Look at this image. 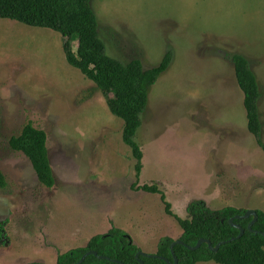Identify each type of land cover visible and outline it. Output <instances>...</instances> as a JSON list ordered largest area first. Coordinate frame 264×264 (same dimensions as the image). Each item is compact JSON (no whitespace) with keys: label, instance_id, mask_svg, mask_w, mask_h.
<instances>
[{"label":"rangeland","instance_id":"1","mask_svg":"<svg viewBox=\"0 0 264 264\" xmlns=\"http://www.w3.org/2000/svg\"><path fill=\"white\" fill-rule=\"evenodd\" d=\"M109 56L157 66L134 140L142 170L96 84L66 61L61 34L0 19V264H56L57 255L117 227L147 254L182 230L203 201L264 212V151L247 129L230 57L255 73L264 142V0H91ZM74 49L77 44L73 43ZM46 131L55 184L43 186L8 140L26 122ZM197 264H218L214 261Z\"/></svg>","mask_w":264,"mask_h":264},{"label":"trees","instance_id":"2","mask_svg":"<svg viewBox=\"0 0 264 264\" xmlns=\"http://www.w3.org/2000/svg\"><path fill=\"white\" fill-rule=\"evenodd\" d=\"M0 19L48 28L61 34L62 48L68 64L79 69L96 84L110 112L122 120V140L131 149L138 178L142 170L143 153L134 137L142 124L141 116L148 105L150 88L168 69L173 52L167 51L161 62L149 69H145L139 59L124 63L109 56L105 43L100 38L98 20L91 7V0H0ZM73 43L77 44L76 49ZM230 61L243 92L247 129L264 151L258 108L261 92L257 77L242 54L232 55ZM47 139L46 131L28 121L16 135L9 138L8 145L11 150L23 153L30 161L39 182L51 188L55 184V177ZM6 185V176L0 170V188ZM132 188L160 195L165 204V212L177 220L182 230L180 237H161L156 252L151 254L153 256L137 257L142 250L131 236L120 228L112 227L105 233L93 235L84 246L59 253L56 264H167L164 258L173 264L172 250L178 259L177 264L209 261L218 264H264L262 210H255L257 219L252 224V230L248 226L253 221V216L234 219V224L244 229V234L238 238L240 230L232 226L229 219L243 216L247 211L245 208L225 206L211 209L203 201H193L187 207L188 217L181 218L171 210L170 202L156 185L133 184ZM200 239L209 240L213 247L221 245L216 251L206 243L195 250L184 245L195 246ZM175 240L184 244H176L171 249ZM89 251H95L102 258L88 254L79 263Z\"/></svg>","mask_w":264,"mask_h":264},{"label":"water","instance_id":"3","mask_svg":"<svg viewBox=\"0 0 264 264\" xmlns=\"http://www.w3.org/2000/svg\"><path fill=\"white\" fill-rule=\"evenodd\" d=\"M250 216H253V221L249 224L248 228H249L250 230H252V224H253L254 221H256V219H257V214H256V211H255V210H251V209H250V210H247L246 213H245L243 216H236L235 218H231V219H229V223H230L232 226H234V227H236V228H238V229L240 230V233H239V235H238V238H240V237L244 234V229H243L242 227H240L239 225L234 224V219L248 218V217H250ZM262 234H263V236H264V233H262ZM203 243H206V244L209 246V248L212 249V250H214V251L218 250L219 247H220V245H221V244H217L215 247H213L212 244H211V242H210L209 240H206V239H200V240L197 242V244H196L195 246H188V245L184 244V243H183L182 241H180V240H175V241L173 242V244L171 245V249H173V247H174L176 244H184L188 249H190V250H195V249L199 248ZM88 254H94V255H96V256L102 258V256H99L95 251H89L87 254H85V255L81 258V260H80L79 263H81V262L84 260L85 256L88 255ZM172 254H173V256H174V263H173V264H177V263H178V259H177V257L175 256L173 250H172ZM139 255H142V256H146V255H147V256H153V255H151V254H147V253H145V252H143V251H140V252L137 254V257H138ZM164 260L167 262V264H172L168 259H165V258H164ZM141 263H142V262H141ZM142 264H143V263H142Z\"/></svg>","mask_w":264,"mask_h":264}]
</instances>
